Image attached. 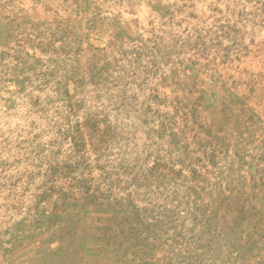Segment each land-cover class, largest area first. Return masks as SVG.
<instances>
[{
	"label": "rangeland",
	"instance_id": "rangeland-1",
	"mask_svg": "<svg viewBox=\"0 0 264 264\" xmlns=\"http://www.w3.org/2000/svg\"><path fill=\"white\" fill-rule=\"evenodd\" d=\"M0 264H264V0H0Z\"/></svg>",
	"mask_w": 264,
	"mask_h": 264
}]
</instances>
